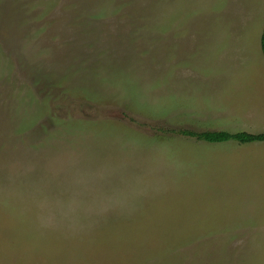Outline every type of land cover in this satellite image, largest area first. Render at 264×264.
Here are the masks:
<instances>
[{
	"label": "rangeland",
	"instance_id": "obj_1",
	"mask_svg": "<svg viewBox=\"0 0 264 264\" xmlns=\"http://www.w3.org/2000/svg\"><path fill=\"white\" fill-rule=\"evenodd\" d=\"M264 0H0V264H264Z\"/></svg>",
	"mask_w": 264,
	"mask_h": 264
},
{
	"label": "trees",
	"instance_id": "obj_2",
	"mask_svg": "<svg viewBox=\"0 0 264 264\" xmlns=\"http://www.w3.org/2000/svg\"><path fill=\"white\" fill-rule=\"evenodd\" d=\"M260 50L264 58V12H263V28L260 36ZM171 133L188 137L196 141H203L207 143H223L227 141H235L240 144H248L254 142H264V132L259 134H248L246 132L229 133L226 131H205L195 132L186 129H173Z\"/></svg>",
	"mask_w": 264,
	"mask_h": 264
}]
</instances>
